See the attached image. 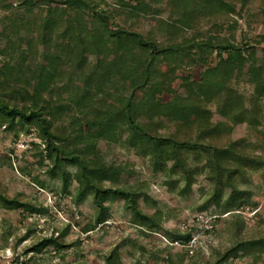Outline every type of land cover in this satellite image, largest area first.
<instances>
[{"label": "rangeland", "instance_id": "rangeland-1", "mask_svg": "<svg viewBox=\"0 0 264 264\" xmlns=\"http://www.w3.org/2000/svg\"><path fill=\"white\" fill-rule=\"evenodd\" d=\"M34 1L27 12L28 0H0V99L27 110L39 107L42 117L51 122L50 133L56 143L73 152L77 142L70 138L78 130L75 115L83 124L85 117L94 116L93 109L113 110L130 90L123 81L115 80L94 98L93 108L78 107L75 102L80 99V74L76 69L70 73L67 66L66 74L35 96L34 104L29 96L12 93L15 87L23 90L30 77L21 64L22 51L28 53L26 63L36 65L43 62L44 54L59 51L63 44L60 33H55L47 45L38 43L36 25L43 22L47 3L66 5L64 2L73 0ZM85 1L90 7L85 9L89 26L93 24L94 8L109 16L111 28L138 32L161 48L182 39L232 45L234 71L228 82L231 102L246 109L253 123L243 121L233 124L230 132L209 135L199 128L191 113L189 122L184 123L155 117L149 130L155 135L229 148L247 157L242 172L235 174L232 182L249 195L237 212L223 214L221 206L230 188L225 183L219 196H213L210 153L199 146L196 150L185 148V169L169 160L163 171H154L151 156L129 147L127 133L118 131L116 141L100 138L96 144L98 164L106 165L109 171L120 167L116 181H104L103 185L140 192L139 208L155 217L158 225L139 226L126 201L116 198L104 202L107 220L85 232L95 224L99 207L91 194L76 201L77 168L62 164L70 175L64 187L59 169L50 173L55 154L53 158L48 156L46 138L39 127L17 119L6 127L0 121V196L17 198L41 210L7 207L0 199V264H107L106 258L113 251L114 264H264V97L254 100L251 82L252 69L264 66V0H190L188 11H183L176 0ZM18 18L25 24L17 34L13 21ZM166 23L176 25L177 32L169 34ZM219 47L209 54L200 51L205 57L203 63L198 62L196 49L191 50V58L183 60L166 58L160 52L162 70L172 73L174 93L186 94L187 85L195 89V83L203 82V73L221 56L227 57V50L220 53ZM110 57L89 55V62H107ZM261 68L257 77L264 75ZM172 95L162 92L155 99L166 102ZM219 105L223 102L216 98L202 104L211 112L210 126L225 121L218 113ZM49 106L55 111L47 112ZM50 237L59 245L47 243ZM239 243L245 245L235 250Z\"/></svg>", "mask_w": 264, "mask_h": 264}, {"label": "trees", "instance_id": "trees-1", "mask_svg": "<svg viewBox=\"0 0 264 264\" xmlns=\"http://www.w3.org/2000/svg\"><path fill=\"white\" fill-rule=\"evenodd\" d=\"M34 2V0H28L27 12L31 11ZM176 3L183 11H188L190 0H176ZM61 4L53 6L47 3L45 18L43 22L36 25L38 43L42 45H47L55 33L61 34L63 44L60 50L47 52L43 56V62L36 65L26 63L28 53L22 51L21 64L26 66L30 75L26 79L27 86L32 85L33 88L31 91L27 86L23 90L15 87L12 93L22 97L29 96L34 104L35 96L50 82L66 74L68 66L71 69L70 73L75 69L79 72V80L82 82L77 93L80 94V99L75 100L78 107L93 108L94 98L100 92H105L115 80H121L127 84L130 94L121 98L118 106L113 110L93 109L94 116L90 119L84 118V128L83 124L78 122V116L75 115L74 121L77 122L78 130L74 131V135L70 138L77 142L76 150L73 152L66 149V146L56 143L55 137L50 133L51 122L42 117L39 107L27 110L24 107L11 106L0 99V121L5 122L6 127H11L16 119L23 124L34 123L39 127L46 138L48 156L53 158L55 154V163L50 173L55 174V170L59 169L64 187L68 186L70 175L62 164L77 168L76 201L81 202L91 194L93 201L99 207L95 224L85 228V232L107 220L108 208L104 202L116 198L126 201V208L136 214L135 220L139 226L155 227L158 225L155 217L142 213L139 208L138 199L142 197L140 192L133 188L103 185L104 181H116L120 174V167H114L109 171L106 165L98 164L101 161L96 144L100 138L116 141L118 131L127 133L126 143L129 147L136 149L140 154L151 156L154 171H163L169 160L174 161V166L178 165L185 169V148L196 150L199 146L204 152L210 153L208 161L213 170L211 177L215 188L213 196H219L221 188L227 183L230 192L222 203V213L237 212L249 194L246 190L238 189L233 184L232 177L242 172V166L247 157L229 148H218L209 144L155 135L149 130L155 117L162 116L170 121L184 123L189 122L191 113L195 115L199 128H203L209 135L222 130L230 132L233 124L243 121L253 123L252 115L251 117L247 115L246 109L231 102L232 91L228 82L234 71L233 53L230 49L232 45L225 43L215 46L211 40L182 39V41L171 42L161 48L146 40L138 32L111 28L109 16L94 8H91L93 24L89 26L85 18V9L90 7L85 0H73L71 3L64 2L66 5ZM23 22L21 18L13 21L17 34L21 25L25 24ZM166 28L169 34H175L178 29L171 23H166ZM215 47H219L220 53L222 50H227V57L223 58L220 55L221 58L217 64L203 73V82L193 83L196 85L195 89L187 85L186 94L174 93L170 81L172 73L170 70H162L158 57L160 52H163L166 58L173 56L177 60H183L191 56V50L196 49L198 62L203 63L205 57L200 56V51H206L209 54ZM98 54L111 55V57L107 62L99 59L96 63L90 64L89 55ZM261 67L264 66H258V69L254 68L251 71L253 76L251 82L254 85L253 97L256 102L264 97V75L256 76L262 69ZM5 81L10 80L5 79ZM162 92L173 94L172 98L166 102L156 101V95ZM213 98L219 102L222 100L223 105H219L218 113L225 118V121L210 126L211 112L202 104H206ZM54 109L49 106L47 112H52ZM0 199L7 207L24 208L30 212L41 211L34 205L17 198L0 196ZM179 238L188 239L189 236L180 235ZM46 242L59 245L57 239L52 237ZM244 245L245 243L237 244L235 250L242 249ZM115 256L116 251L110 253L106 258L107 264H114Z\"/></svg>", "mask_w": 264, "mask_h": 264}]
</instances>
